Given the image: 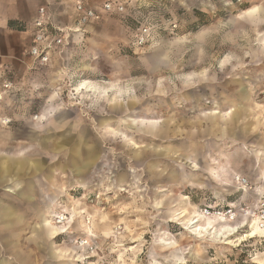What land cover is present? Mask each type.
<instances>
[{"label": "rangeland", "instance_id": "374dc122", "mask_svg": "<svg viewBox=\"0 0 264 264\" xmlns=\"http://www.w3.org/2000/svg\"><path fill=\"white\" fill-rule=\"evenodd\" d=\"M20 64L0 102L1 169L24 164L0 178L7 264H264L254 223L200 217L264 192V0H131Z\"/></svg>", "mask_w": 264, "mask_h": 264}, {"label": "crops", "instance_id": "0c3cea01", "mask_svg": "<svg viewBox=\"0 0 264 264\" xmlns=\"http://www.w3.org/2000/svg\"><path fill=\"white\" fill-rule=\"evenodd\" d=\"M84 1L88 5L95 6L100 5L104 0ZM45 4L49 7L53 15V22L57 26L72 30L67 37L68 42H73L85 36L88 25L78 27L70 0H0V82L8 81L7 76L15 74L16 70H20L22 68L20 63L22 62L25 65L28 64L26 69L32 67L31 60L27 54L31 42L30 24L35 19L39 6ZM13 91L14 89L12 88L7 92L4 100H13ZM1 162L0 158V178L4 181L6 179L4 176L7 174L9 176L19 174V170L24 167L22 160L5 158V167L2 170L3 165H1ZM9 180L13 181L11 178ZM29 192L31 190L19 191L18 196L30 200L31 197H28ZM19 221L20 218L16 209L8 205L5 200L0 199V226L10 230L15 222ZM0 244L6 250L12 242L8 241L6 235H2L0 236ZM13 260L17 264H22L15 256ZM0 264H7L3 257H0Z\"/></svg>", "mask_w": 264, "mask_h": 264}, {"label": "built area", "instance_id": "2783aa9c", "mask_svg": "<svg viewBox=\"0 0 264 264\" xmlns=\"http://www.w3.org/2000/svg\"><path fill=\"white\" fill-rule=\"evenodd\" d=\"M73 6V13L78 27H84L90 23L99 21L104 15H117L125 12L131 0H104L100 5L91 6L84 0H70ZM31 42L28 47V56L32 67H44L50 64L56 54L63 52L69 42L67 37L72 31L69 28H61L53 22V15L49 7L39 6L35 19L30 24ZM149 28L140 30L134 38L137 46H144L148 42ZM12 89V83L3 81L0 85V102L3 101L7 92ZM239 185L245 186L246 180L240 177L235 178ZM205 217L222 216L228 221L237 218H248L257 220L259 228L264 232V192L253 207L241 209L239 215L232 209L218 211L211 208H204L201 213Z\"/></svg>", "mask_w": 264, "mask_h": 264}, {"label": "bare ground", "instance_id": "6f19581e", "mask_svg": "<svg viewBox=\"0 0 264 264\" xmlns=\"http://www.w3.org/2000/svg\"><path fill=\"white\" fill-rule=\"evenodd\" d=\"M198 216V215H197ZM200 217H202V218H208V219H213V220H217V219H222V221L223 220H226V221H228L227 219H225L224 217H222V216H217V217H205V216H201L200 215ZM242 219H246V220H248L250 223H254L256 226H257V228L260 230V232H262V235L264 236V232L259 228V226H258V222H257V220H249L248 218H242ZM245 220V221H246ZM219 221V220H218ZM195 222V221H194ZM220 222V221H219ZM223 223V222H222ZM225 223V222H224ZM218 226V225H217ZM230 226V225H229ZM256 228V227H255ZM200 229V228H199ZM203 230V229H202ZM237 232V231H236ZM223 240V239H222Z\"/></svg>", "mask_w": 264, "mask_h": 264}]
</instances>
